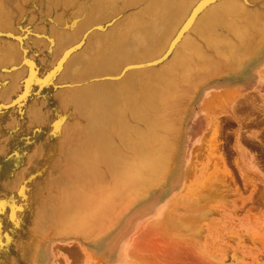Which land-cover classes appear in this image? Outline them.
I'll return each mask as SVG.
<instances>
[{"label":"bare ground","instance_id":"1","mask_svg":"<svg viewBox=\"0 0 264 264\" xmlns=\"http://www.w3.org/2000/svg\"><path fill=\"white\" fill-rule=\"evenodd\" d=\"M131 1L0 0V264H30L36 223L49 212L48 188L57 192L73 183L64 192L69 199L86 181L120 179L122 166L135 174L131 161L139 156L148 170L137 181L139 187L148 182L142 192L148 197L153 182L168 177L177 164L175 121L165 161L144 151L154 114L159 106L168 107V92L176 91L173 83L198 91L217 75L227 79L248 71L263 55L264 0ZM44 3L49 11L38 15L37 30L28 28L25 16L14 22V14L35 15ZM125 8L130 13L118 22ZM170 51L158 67L139 64L161 61ZM221 62L223 68L209 70ZM225 82L224 87L233 84ZM178 104L172 106L177 112ZM250 104L244 97L236 105L243 110ZM65 167L64 181L57 176ZM199 203L192 204L188 217L193 210L201 215L195 210ZM65 211L51 218H65ZM115 230L109 229L111 235ZM90 236L106 243L97 231Z\"/></svg>","mask_w":264,"mask_h":264},{"label":"rangeland","instance_id":"2","mask_svg":"<svg viewBox=\"0 0 264 264\" xmlns=\"http://www.w3.org/2000/svg\"><path fill=\"white\" fill-rule=\"evenodd\" d=\"M47 5H38L35 15L23 10L14 14V22L25 16L28 28L37 30L38 15L49 11ZM127 13L130 8H125L116 20L123 22ZM49 34L43 31L44 36ZM175 48L177 44L172 49ZM207 51L215 52L212 48ZM171 53L161 61L150 59L139 64L158 67ZM262 54L248 71L227 79L217 75L208 80L211 84L205 83L198 91H189L182 81L173 83H178L176 91L168 92V107L159 106L154 114L144 151L148 157L158 154L162 156L159 160L165 161L175 121L180 132L177 164L168 177L162 176L153 182L154 191L145 199L142 192L148 182L139 187L137 177L148 169L141 164L139 156L131 161L137 166L135 174L122 166L120 179L107 176L100 185L101 182L86 181L69 199L64 192L73 183L66 188L58 187L57 192L48 188L49 212L43 211L41 221L36 223L40 229L33 237L36 254L30 264H264ZM223 63L210 66L209 70L221 69ZM187 77L185 74L184 79ZM229 80L233 84L224 87ZM186 95L189 99L181 102ZM243 96L251 104L242 110L236 104ZM177 104L179 112L172 107ZM151 162L152 158L146 165ZM65 163L62 161L60 165ZM57 178L64 181L68 178L66 167ZM195 201L201 203L195 210L199 208L202 213L199 215L193 210L192 217H188ZM64 207L65 218L57 221L51 218ZM173 216L183 222H175L177 219ZM111 227H117L112 235ZM93 231H97L99 239L103 236L106 243L94 242L90 236ZM112 238L115 241L109 244Z\"/></svg>","mask_w":264,"mask_h":264}]
</instances>
